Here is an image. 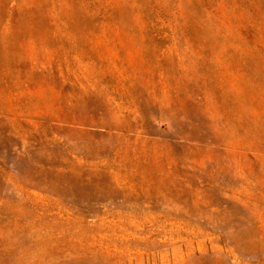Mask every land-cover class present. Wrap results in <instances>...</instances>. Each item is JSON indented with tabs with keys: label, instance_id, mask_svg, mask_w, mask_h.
<instances>
[{
	"label": "rangeland",
	"instance_id": "rangeland-1",
	"mask_svg": "<svg viewBox=\"0 0 264 264\" xmlns=\"http://www.w3.org/2000/svg\"><path fill=\"white\" fill-rule=\"evenodd\" d=\"M0 264H264V0H0Z\"/></svg>",
	"mask_w": 264,
	"mask_h": 264
}]
</instances>
